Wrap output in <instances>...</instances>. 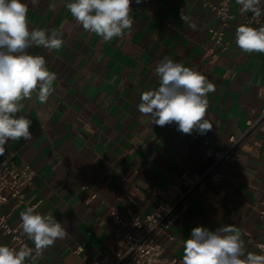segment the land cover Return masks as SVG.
Wrapping results in <instances>:
<instances>
[{"label":"crops","instance_id":"0c3cea01","mask_svg":"<svg viewBox=\"0 0 264 264\" xmlns=\"http://www.w3.org/2000/svg\"><path fill=\"white\" fill-rule=\"evenodd\" d=\"M218 1L132 0L133 28L105 42L77 23L66 7L72 0H39L37 6L24 0L30 29L56 30L64 40L58 50H28L44 56L48 69L57 74L54 92L45 104L36 92L22 101L17 115L32 121L33 137L10 140L0 155V163L30 167L34 183L27 201L39 202L36 211L52 214L68 232L30 264L116 261L123 243L115 236L112 211L127 216L128 209L148 214L169 206L183 173H202L210 166L205 141L226 149L230 137L241 135L247 121L256 118L264 103V53L239 49L235 31L242 24L260 25L246 24L243 19L251 13H241V6L231 0L226 48L216 44L209 29L223 28L207 3ZM190 23L196 24L195 30ZM164 57L199 71L216 85L207 94L210 131L184 134L175 123L157 126L138 111L141 93L159 87L155 68ZM224 173L221 183H204L194 191L185 216L170 230L175 240L160 237L168 256L183 259L184 242L198 226L211 231L224 225L240 228L246 252L256 253V243L264 242L258 213L264 207V123L242 142L238 158ZM0 208L17 225L29 207L10 199ZM9 240L1 236L0 245ZM79 247L84 249L81 254L76 253Z\"/></svg>","mask_w":264,"mask_h":264},{"label":"clouds","instance_id":"9594fccd","mask_svg":"<svg viewBox=\"0 0 264 264\" xmlns=\"http://www.w3.org/2000/svg\"><path fill=\"white\" fill-rule=\"evenodd\" d=\"M31 3L37 6L39 0ZM236 3L241 6V13H251L258 23L264 16V0H236ZM131 4L132 0H72L66 7L85 31L109 42L133 28ZM28 11L24 0H0V155L10 140L32 139V121L17 115L24 107L22 101L31 99L36 92L38 101L47 103L57 80V74L46 66L45 57L32 55L28 50L34 46L58 50L64 44L62 33L30 29ZM189 26L194 30L197 27L195 23ZM235 43L244 52L264 53V23L259 27L239 25ZM155 75L159 87L141 93L137 106L141 114L150 116L151 123L157 126L175 123L184 134L193 130L204 134L212 129L205 117L209 107L207 94L216 91L213 82L169 57L157 64ZM20 221L23 233L35 248L24 245L17 250L0 245V264H25L28 258L35 259L34 251L39 255L68 235L52 214H40L35 207L21 213ZM260 247L264 252V245ZM183 248V264H264V254L246 252L241 229L234 225H224L215 231L195 227Z\"/></svg>","mask_w":264,"mask_h":264},{"label":"built area","instance_id":"2783aa9c","mask_svg":"<svg viewBox=\"0 0 264 264\" xmlns=\"http://www.w3.org/2000/svg\"><path fill=\"white\" fill-rule=\"evenodd\" d=\"M231 0H219L216 3L208 2L207 5L216 13L222 24L221 30L210 28L215 43L226 48L224 39V28L233 18L231 14ZM246 24L264 23L261 17L259 23L252 18V14L244 17ZM211 51H214L212 49ZM264 123V103L262 109L254 119L247 121V128L241 135H232L229 139L230 145L226 149L215 148L209 140L205 141V157L211 161L210 166L202 173H183L180 185L174 186L170 193L173 201L169 206H162L152 213L143 214L140 211L128 209L127 216L113 210L112 214L116 221L115 236L123 243V250L118 253L116 261L108 259H94L93 264H183V259L171 257L165 253L164 246L160 241L163 235L170 240H175V236L170 230L177 221L182 219L189 209L194 191L204 183L219 184L225 178L224 168L232 160L238 158V148L245 139L252 136ZM125 178H123L124 180ZM34 183V176L30 173V167L23 168L9 165L6 162L0 163V207L10 199L14 200L18 206L27 205L37 208L40 204L29 203L27 201L28 189ZM85 188H88L85 186ZM134 192H130L133 199ZM96 197V195H93ZM134 200V199H133ZM259 217L264 225V207L258 209ZM21 223V222H20ZM20 223L12 225L9 223L7 215L3 214L0 208V237L6 235L10 238L5 245L19 250L21 246L33 248L26 236L22 235ZM264 242L256 243L257 252L264 254L261 250ZM83 248L76 249L77 254L83 252ZM35 259L29 258L27 264L39 258L33 252ZM47 264V263H42Z\"/></svg>","mask_w":264,"mask_h":264}]
</instances>
